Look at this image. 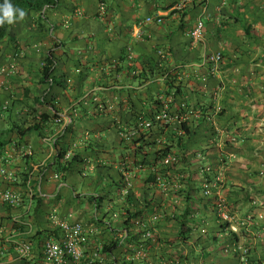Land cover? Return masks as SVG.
I'll return each mask as SVG.
<instances>
[{"label": "crops", "instance_id": "1", "mask_svg": "<svg viewBox=\"0 0 264 264\" xmlns=\"http://www.w3.org/2000/svg\"><path fill=\"white\" fill-rule=\"evenodd\" d=\"M203 5L208 7L206 29L202 41L194 43L191 32ZM40 17L32 13L14 23L0 44V171L13 174L10 180L0 173V187L21 199L18 207L0 200V226L10 230L19 214L31 222L25 227L27 236L36 235L31 264L45 262L38 248L52 230V211L93 230L87 258L111 262L104 246L122 237L123 210L133 207L142 210L139 219L153 229L154 238L145 242V259L124 244L114 253L118 264H241L225 252L232 243L222 230L226 224L217 202L238 225L252 216L249 228L238 233L239 244L250 247L252 260L264 263V220L257 216L264 214V0H62ZM148 17L164 22L145 24L146 36L140 39L139 25ZM56 46H63L56 50L55 72L56 79L64 77L62 87L42 84L44 59ZM214 53L224 57L217 69L203 64ZM127 67L138 74L169 68L185 91L178 98L168 96L165 78L157 77L138 86ZM161 97L192 130L187 140L192 160L173 169L165 179L166 192L147 185L146 170L131 166L137 177L128 202L117 190L124 185L123 162L132 160L133 148L123 144L119 128L134 122L133 111L141 113L139 122L152 119L162 110ZM43 115L49 121L40 132L19 135L16 125L26 129ZM230 139L235 149L225 144ZM57 140L73 155L82 154L83 164L74 167L67 184L48 167ZM159 140L165 143L166 135ZM89 141L94 149L86 152ZM217 178L219 187L206 197L207 183ZM251 190L261 201L259 209L251 205ZM146 201L153 206L145 208ZM186 212L190 232L184 241L180 220Z\"/></svg>", "mask_w": 264, "mask_h": 264}, {"label": "built area", "instance_id": "2", "mask_svg": "<svg viewBox=\"0 0 264 264\" xmlns=\"http://www.w3.org/2000/svg\"><path fill=\"white\" fill-rule=\"evenodd\" d=\"M205 3V1H204ZM207 5L202 7V15L197 19L196 25L191 32V37L194 43H200L203 39V35L206 29V20L205 14L207 13ZM106 12V7L104 5L100 6V15H103ZM158 23L162 24L164 19L162 17L152 18L148 17L145 21L141 22L139 25V30L137 32V37L144 39L146 32L143 30V26L149 23ZM161 54H163L161 52ZM224 57L222 53H214L206 55L203 59L204 65L212 66L214 69H217L221 65ZM135 60L134 53L132 50L128 51V62L132 66ZM136 74V73H133ZM162 110L158 112L152 119H146L140 122V127L148 130L154 123L168 124L173 120L178 124H181L185 121L180 115L173 116L169 111V99L166 100L163 97L160 99ZM58 123H61L60 118L57 120ZM126 131V130H125ZM121 132L120 135L122 139L130 142L133 140L135 135L134 131ZM235 142V140L233 139ZM54 146V145H53ZM73 154L69 151L67 158H71ZM179 159L175 155L167 157L164 161L165 165H172V163H178ZM132 166V160L127 158L123 162L124 174L123 182L124 186L122 189V196L128 197L131 195L133 188L135 186L136 174L130 168ZM1 175L6 176L10 180L13 179V174L8 172L6 169H1ZM54 178L60 180L59 175L55 174ZM217 182L213 185L209 182L206 186L205 195L206 197H213V191H216L219 187L220 180L217 178ZM31 182V177L29 179V185ZM157 185L164 192L168 190V183L161 176L157 177ZM35 194H32L34 197ZM215 198V197H214ZM0 200L11 207H18L21 204V199L18 195L14 194L10 190H3L0 187ZM216 202V201H215ZM250 202L253 207L256 209L261 208L262 204L255 193L254 190H251ZM217 211L220 221L223 224H226V231L228 233H239L243 228H249V225L252 223V216H249L248 220L242 225L235 223V217L233 213L226 208V206L220 202L216 203ZM34 206V202L31 201L29 211ZM259 220H264V214H258ZM25 216L23 214L16 215L12 218L11 229L8 230L5 226H0V264H12L15 260L21 264H31V258L35 255V245L36 240L34 236L26 235L25 227H30L31 222L24 220ZM113 218L118 219L119 215L114 214ZM49 219L52 222V230L43 239H41V246L38 248L40 252V258L45 262L44 264H97L101 263L100 260L96 258H87L85 255V245L90 239L93 230L85 225L83 222H70L64 221L59 216L57 211H52L49 215ZM136 225L140 227L143 231V239H153L154 233L153 229L147 224L144 223L141 219H138ZM123 234L126 232L124 230ZM226 253L234 254L239 257L241 264H264L261 262H256L251 259L250 247L245 243H236L231 247L225 250ZM16 255V259L13 258L12 254ZM39 254V253H38ZM137 257H145L144 250H140L137 253Z\"/></svg>", "mask_w": 264, "mask_h": 264}, {"label": "trees", "instance_id": "3", "mask_svg": "<svg viewBox=\"0 0 264 264\" xmlns=\"http://www.w3.org/2000/svg\"><path fill=\"white\" fill-rule=\"evenodd\" d=\"M0 2H2V0H0ZM61 2L62 0H12L14 6L25 9V11L27 12V16L31 15L32 13H36L41 14L40 18L45 17V13L47 10L59 7ZM13 25L14 24L10 25L7 23L0 25V44L10 36ZM61 48H63V46H56L55 50H51L45 57L44 64L41 68L42 84H47L49 86H52L54 84H57L61 87L64 86V83L61 80L64 78L62 75L58 77L59 79L55 78V72L58 63L56 50H59ZM126 70L128 72H131L133 70V73H136L133 74V82H136L138 86H144L153 77H157L165 78L167 86L166 94L168 96H174V98H178L182 96L185 91V85L183 81H178L176 75H172V71H169V68L162 67L161 69L153 68L151 70L142 69L139 74L136 72L138 69L134 67H127ZM156 104H159V102L156 101ZM138 114L140 115L141 113L133 111L134 122L126 126V130L135 132L133 140L128 143L130 148H133L132 166L133 168L146 170L148 172V180L146 181V183L149 186H153L157 184L158 176H161L164 179H169V174L175 173L172 171H174L173 169H175L178 164L182 165L190 163L192 157L187 153V140L190 137L192 130H190L188 122L185 121L181 124L177 123L175 125H171L172 122L168 124H162L158 122L154 123V125L150 129L146 130L140 127L139 118L142 117H138ZM47 121H49V119L46 118L45 115H43L39 118V121L26 129L19 125H16V128L18 129L19 135H25L29 132H40L42 129L41 125ZM124 131L125 130H123V128H119L120 133ZM165 135L166 142L163 143L159 139L164 137ZM92 141H89L87 143L89 145L84 149V151L87 152L94 149V146H92L94 145V142ZM124 143H126V140L123 139V144ZM225 144L235 149V143L232 142L231 139L226 140ZM54 147L56 153L48 167L49 169H52L57 175H59L61 182L67 184L74 172V167L76 165L83 164L82 154L75 153L71 158H67L69 150L67 147H63L59 140L55 141ZM171 155H175L176 157H178L179 162L174 164L172 163V165H165V159ZM123 186L121 188H118L117 194L120 197L126 198V200L128 201L131 198V195H129L128 197L122 196ZM153 200L154 198L151 201ZM148 202L149 201H146L145 208L153 206L152 203L148 205ZM123 211L125 212V214L123 215V226L126 234H122V237H120L116 241L111 242L110 245L108 244L104 246L103 254L107 257H110L111 262L105 263L104 260H100L102 264H118L116 261L117 259L114 258V253L119 249H122L124 244H126L127 246V251L130 249L129 246L134 247L133 250L129 251L132 252L133 255H136L138 251L145 249L146 240L143 239V231L139 229L138 231H136V222L139 218L142 217V210L133 207V209H124ZM187 216L188 215L186 212V215H184L182 218L183 220H180V224L183 228V232H181V235L183 236L184 241H187V233L190 232V229H185L188 225V222L185 221L187 219ZM224 229L226 228L224 225H222V230ZM239 237L240 236L238 235V233H229L228 238L230 239V243H232L233 245L240 242ZM214 240L216 241L217 239ZM142 258L145 259V257ZM121 264H134V262L128 263L123 260Z\"/></svg>", "mask_w": 264, "mask_h": 264}, {"label": "clouds", "instance_id": "4", "mask_svg": "<svg viewBox=\"0 0 264 264\" xmlns=\"http://www.w3.org/2000/svg\"><path fill=\"white\" fill-rule=\"evenodd\" d=\"M27 16L25 9L14 6L12 0H2L0 2V25L5 23L14 24L22 21Z\"/></svg>", "mask_w": 264, "mask_h": 264}, {"label": "rangeland", "instance_id": "5", "mask_svg": "<svg viewBox=\"0 0 264 264\" xmlns=\"http://www.w3.org/2000/svg\"><path fill=\"white\" fill-rule=\"evenodd\" d=\"M80 190H81V193H83V187H82V185H81V187H80ZM84 194V193H83ZM86 202H84V209H86L87 207H86ZM89 212H92V210H90Z\"/></svg>", "mask_w": 264, "mask_h": 264}]
</instances>
